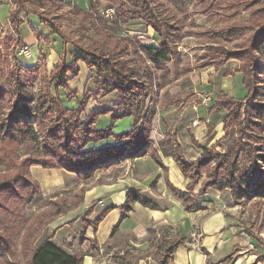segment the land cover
<instances>
[{
  "label": "rangeland",
  "instance_id": "obj_1",
  "mask_svg": "<svg viewBox=\"0 0 264 264\" xmlns=\"http://www.w3.org/2000/svg\"><path fill=\"white\" fill-rule=\"evenodd\" d=\"M90 1L74 0V4L79 11H87ZM93 1L97 3L99 10L102 12L111 8L110 0ZM249 2L250 0H220L208 11L199 13L202 12V9L193 0H170L169 9L167 11L164 9L161 12L163 14L161 19L163 16H168L170 26L177 30V35L174 40H169L171 42L169 47L175 52L171 62L167 65L169 74L164 80H160V72H154L155 86L153 93L145 101L147 111L155 112L150 136L155 125L156 131H162V128L169 124L170 128L166 135L172 133L174 131L173 127L177 125L186 112L194 106L201 105L202 97L209 98L206 103L208 105L212 104V107H210L211 112L224 110L213 108L215 104L222 101V94H208L197 85L202 73L208 69L205 64L211 62L210 59L214 60V64H218L223 60V56L240 54L244 58L248 55L251 56L252 60L259 64L257 70L249 71L247 80L250 99L240 106L241 110L237 121L235 119L232 121L228 132H225L222 139L217 140L210 147H204L212 149V153H210L211 160L205 168L198 169V176L194 179L197 182L195 186L197 190L208 181L209 175L215 171V162L218 160V155L223 154L226 150L224 143L223 146L220 143L226 140L231 129L235 133V139L230 146L234 144L237 137H240L243 139L242 144L248 145L250 150L254 152L251 155L253 158H255L254 154H257L258 158L260 154L264 156V135L259 134L255 121L253 119L251 121V118L246 117V111L250 110V107L255 104H264V74H260L262 70L264 71V47H258L259 51L256 53L258 57L250 51L255 33L262 28H256V23H251L249 15L251 9L255 10L263 7V5L258 4L253 8L249 7V9ZM17 4H21V8L15 11ZM72 10L70 3H66L62 8L59 4L47 3L46 6L41 8L37 0H26V2L18 0L15 6L11 5V0H0V89H6V86H9L13 90L14 86H17L19 90L27 91L31 100L34 101V112L38 115L39 105L45 104L46 108L47 106L51 108L49 116L44 113L40 118L43 132H39L38 125H33L35 132L38 130V143L20 142L16 146H8L13 148V151L6 153V158L12 159L14 164H18L27 157L55 164L57 162L56 156L60 152H64L63 149L66 146L61 140L58 141L59 139L67 137V141H69L72 136L74 139L75 135L78 134L80 138L78 141H80L81 136L83 138L84 134H88L87 136L92 135L91 129L87 125L88 122L85 120L86 115L96 109L111 112L115 115H119L123 111L117 94L105 91L100 85L95 71L89 69L81 61H77L76 56L81 51L87 52L93 48L90 42L92 34L80 27V17L78 13L72 14ZM10 11L15 12L13 18L9 16ZM263 24L264 20L260 25ZM165 26H167L166 22L164 23ZM16 27H18V31H16ZM163 31L168 36V29L164 28ZM121 35L134 38L141 45L157 44L160 39L151 28H147L140 21L131 22L124 26ZM36 43H39L40 48L38 54L35 46H32ZM21 45L32 49L33 58L31 60L17 55L18 47ZM60 66H66L72 72L78 70V75L75 77L72 73H67L69 81L66 88L60 92L61 105L56 102L55 88L52 84V72H55L56 67ZM146 66L149 65L146 64ZM242 89L244 90V88ZM233 91L237 95L242 93L240 85L236 83ZM84 96H87L89 100L87 99L84 104V113L78 114L80 112L79 104L83 102ZM29 105L33 106L32 103H29ZM231 108L233 107L230 106L229 109ZM73 110H76V112L73 113ZM111 113L101 115L94 127L96 129H106L114 125L112 131L115 134L136 130L137 127L134 125L136 123L130 117L132 119L130 129L116 133L115 126L121 123L120 121L123 119L113 123L110 118ZM3 114H7L6 109L3 110ZM34 119V117H30L27 121L33 123ZM63 129H65V133H60ZM60 134L61 137H58ZM166 135L159 138V141L163 140ZM58 142L60 143L58 144ZM124 142L125 139L117 141V138L115 140L111 138L93 146H107L111 143L110 146H115ZM78 144L79 142L70 148L76 149ZM91 146L90 144L88 147ZM196 148L200 150V148ZM140 152L151 153L152 151L144 148ZM159 156L161 157L160 153ZM244 160V164H248V159L244 158ZM132 161L133 158L124 159L122 156V158L112 163L106 162L104 166L100 165L88 172H82L80 175L75 174L76 183L82 184L79 189H76V191L63 190L50 196H42L39 187L30 176L28 193L22 194V197L17 194L18 197L11 198V200H7L6 197L0 200V237L4 240V248H0V264L29 263V255L22 248L23 235L28 222L25 224L23 222L29 221L35 216H41L37 219L43 222L47 216H53L56 211L74 209L81 202L83 194L90 186L106 183L111 177L121 175L126 171V168L118 164ZM258 164L260 166L259 177L264 181V160ZM11 169V161L4 162L0 165V175H10ZM188 181L190 183V180ZM186 188L184 190L176 189L187 192ZM18 193L21 192L18 191ZM31 193L32 199L30 198ZM230 206L232 209L229 212L232 215L229 216L232 217L234 226L246 236L252 237V239L255 238L258 241V246L264 251V242L260 237L264 235V198L258 199L255 197L250 199L246 197L237 204L231 197ZM36 222L35 220V225H37ZM37 227L39 228V226ZM45 227L39 228L31 236L30 243L33 238H36L33 248L43 241V229ZM157 233L147 234L146 239H148L149 244L147 251H133V253L140 257L150 255L155 259L159 256L155 247L160 236H165L168 239L176 238L174 230L166 225L158 227ZM130 240H132V236L115 235L112 245L120 250L127 244L129 245Z\"/></svg>",
  "mask_w": 264,
  "mask_h": 264
},
{
  "label": "trees",
  "instance_id": "obj_2",
  "mask_svg": "<svg viewBox=\"0 0 264 264\" xmlns=\"http://www.w3.org/2000/svg\"><path fill=\"white\" fill-rule=\"evenodd\" d=\"M17 1L18 0H11V5L15 6ZM37 1L39 5H41V8L46 6L47 3L59 4L61 8L64 7L66 3L72 5V14L75 15L78 13L80 17V27L84 28L86 32L90 31L92 34L90 36V42L93 46V48L87 52L81 51L79 55L76 56V59L85 64L89 69L95 71L100 85L105 91L117 94L123 111L121 114L115 115L111 112L96 109L86 115L85 120L88 122L87 125L91 129L92 135L87 136L88 134H84L83 138L81 136L80 141H78L80 139L78 134L75 135L74 139L72 136L69 141H67V137L59 139L58 141L61 140L66 146H64V152H60V154L56 156L57 162L55 164H49L44 160L31 159L30 157L24 158V160L18 164H14L12 159L6 158V153L13 151V148H9L8 146H16L20 142L38 143V130L35 132L33 125H38L40 128L39 132H43L40 118L44 113L49 116L51 114V108H49L50 106L46 108L45 104H37L39 105L38 107H40L38 109V115L34 112L35 104L27 91L19 90L17 86H14L13 90H11L9 86H6V89H0V165L8 160L11 161L12 164L10 175H0V200L5 197L7 200L17 198V194H19V197H22V194L29 192L28 189L30 185L28 183L30 181V168L32 166H39L43 169H59L67 173L80 175L82 172H88L100 165L104 166L106 162L112 163L122 158V156L124 159L141 157L145 155V152H140L141 149L144 148L152 151L151 153H146L149 154L159 166H162L159 153L163 157L172 158L184 179L190 180L186 188L187 192H181L167 182L168 190L174 198L180 201L185 212L199 210L198 199L209 189L218 192H223L228 189L233 201L237 204L246 197L250 199L255 197L258 199L264 198V181L259 177L260 166L258 164L264 160V156L260 154L258 158L257 154H254L255 158H253L251 155L254 152L250 150L248 145L242 144L243 139L240 137H237L234 144L227 148L223 154L218 155V160L215 162V171L213 174L209 175L208 181L202 184L197 194L193 193L197 185L194 179L198 176V169L205 168L209 164L212 149L201 147L192 140L193 145L200 148L201 156L195 161L187 162L183 157L180 145L175 141L173 132L167 134L163 140L157 143V149L151 144L150 132L155 112L147 111L145 101L148 96L153 93L155 86L154 72H160L159 79L164 80L169 74L167 65L171 62L175 54L169 47L171 44L169 40L175 39L177 30H174L170 26L168 16H163L161 19V15H163L161 12L164 11V9H166V11L169 9L170 0H110L113 15L112 18L109 19V22L108 19L103 16V12L99 10L97 3L93 0L90 1L87 11H79L74 4V0ZM193 1L202 9V12L199 13H204L220 0ZM23 2H26V0H23ZM258 4H262L263 7L256 8L255 10L251 9L249 14L251 23H256V28H262L255 33L253 43L250 45V51L255 56H257L256 53H258L259 48L264 47V24L260 25L264 20V0H250L248 3V8H253V6ZM20 8L21 4H17L15 11H18ZM14 13V11H10L9 16L13 18ZM137 21L142 22L147 28H151L155 32L160 38L157 44L141 45V43H137L134 38L121 35L124 26ZM165 22L169 27H164ZM164 28L166 30L168 29V36L166 32L163 31ZM17 29L18 27H16V31H18ZM39 49L38 46V50ZM210 60L211 62L205 65L216 67L222 64L224 65L225 62L230 60L239 62V72L242 74L243 85L247 89L244 99L235 100L222 95V101L213 106V108L226 109L227 115L224 119V129L225 132H228L232 121L234 119L237 121L240 115V106L250 99L247 78L250 73L249 71L252 72L253 70H257L259 64L253 61L251 56L248 55L244 58L241 57L240 54L223 56V60L218 62V64H214V60ZM146 64L149 66H146ZM77 71L78 70H73L72 72L70 68L60 66L56 67L55 72H52V84L56 94L55 99L59 105H61L60 92L62 89L66 88V84L69 81L67 73H72L73 77H75L78 75ZM260 74H264V71L262 70ZM87 99V96L83 97V102L79 104L80 112H78V114L84 113V104ZM29 103H32L33 106H30ZM230 106L233 108L229 109ZM4 109L7 110L6 115L3 114ZM74 112H76V110H73V113ZM110 113V118L113 123L117 120L131 117L134 123H136L134 124L137 127L136 130L133 132L115 134L112 131L114 125L106 129H96L94 126L97 119L101 115H108ZM30 117L35 118L33 123L27 121ZM246 117L251 118V121L253 119L259 134L264 135V104H255L253 107H250V110L246 111ZM63 132L65 133V129L60 131V133ZM58 137H61V134ZM111 138H114V140L117 138V141L125 139V142L115 146H93ZM77 142H79L77 148L71 149L70 147L75 145V143L77 144ZM59 143L60 142H58V144ZM90 144L92 146L88 147ZM57 152L59 151L57 150ZM244 158L246 160L248 159V164H244ZM18 191L21 193H18ZM30 198H33L32 193ZM136 203L145 208L153 210L158 209L152 201L138 192L131 190L127 192L126 201L122 207H120L122 210V219L127 217L132 211L133 205ZM64 211H56L53 216L49 215L47 218L45 217L46 220L43 222L37 219L41 218V216H35L29 221L23 222V224L28 222L22 242L24 252L29 255L28 264H83L80 254H66L49 243L48 240L39 243L35 248L32 246L36 238H33V241L30 243V238L34 232L38 231L39 228L45 227L52 219L56 218L57 215ZM101 218L102 216L98 221H101ZM35 220L37 221V225H35ZM37 226H39V228ZM154 232L155 231L150 228L147 230V234ZM3 244L4 240L0 237V248H4ZM181 244L182 239L180 238L168 239L161 235L155 247L157 253H159V256L155 258L156 264H171L173 253ZM133 251H135V249L131 250L128 247L116 250L111 254L110 260L107 263L138 264L140 259L147 257L137 256ZM262 261H264V259Z\"/></svg>",
  "mask_w": 264,
  "mask_h": 264
},
{
  "label": "crops",
  "instance_id": "obj_3",
  "mask_svg": "<svg viewBox=\"0 0 264 264\" xmlns=\"http://www.w3.org/2000/svg\"><path fill=\"white\" fill-rule=\"evenodd\" d=\"M32 46H35L38 54V43ZM238 65L239 62L230 60L224 65L208 66L197 83L198 87L208 94L244 99L247 89L243 85ZM235 83L242 90L239 95L233 91ZM208 99L202 97L201 105L192 107L173 127L175 140L186 161L196 160L200 156V150L193 145L192 140L200 146L210 147L225 136L223 120L227 112H211L212 104L206 103ZM120 122L115 126L116 133L128 131L132 119L126 117ZM155 127L150 136L154 147L159 138L169 131L170 125L162 128V131H156ZM234 139L235 133L231 129L220 145L224 143L227 149ZM160 160L162 166L145 153L133 158L132 162L118 164L126 171L111 177L106 183L90 186L78 206L60 213L48 223L43 229V241L48 240L66 254H80L83 264H108L111 254L119 250L112 245L115 235L132 236L125 247L145 252L149 247L147 230L150 228L158 234L157 228L166 225L174 230L176 238L182 239V244L172 255L171 264H264V251L258 246V241L240 232L232 222L229 190H206L198 199L200 209L185 212L180 201L168 190L167 182L184 190L189 181L184 179L172 158L161 155ZM30 176L42 196L54 195L63 190L76 191L82 186L76 183L75 174L59 169L32 166ZM131 190L152 201L158 209L145 208L136 203L127 217L122 219L120 207ZM197 191L195 189L194 194ZM101 216V221H98ZM260 237L264 242V235ZM138 264H156V261L147 255Z\"/></svg>",
  "mask_w": 264,
  "mask_h": 264
},
{
  "label": "built area",
  "instance_id": "obj_4",
  "mask_svg": "<svg viewBox=\"0 0 264 264\" xmlns=\"http://www.w3.org/2000/svg\"><path fill=\"white\" fill-rule=\"evenodd\" d=\"M112 15H113V10L111 8H108V9L103 11V16L106 19H111ZM17 55L22 56L25 59H29V57L31 55V48L28 46H25V45H21L18 47ZM193 124H196V122H194Z\"/></svg>",
  "mask_w": 264,
  "mask_h": 264
},
{
  "label": "bare ground",
  "instance_id": "obj_5",
  "mask_svg": "<svg viewBox=\"0 0 264 264\" xmlns=\"http://www.w3.org/2000/svg\"><path fill=\"white\" fill-rule=\"evenodd\" d=\"M33 58V52H32V49H31V55L29 57V59L31 60Z\"/></svg>",
  "mask_w": 264,
  "mask_h": 264
}]
</instances>
